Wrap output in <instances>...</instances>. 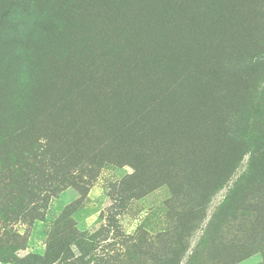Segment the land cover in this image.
Returning <instances> with one entry per match:
<instances>
[{"label": "rangeland", "instance_id": "1", "mask_svg": "<svg viewBox=\"0 0 264 264\" xmlns=\"http://www.w3.org/2000/svg\"><path fill=\"white\" fill-rule=\"evenodd\" d=\"M262 33L264 0H0V264H264V212L216 211L242 207L230 190L264 142L228 180L222 160L200 174L197 93ZM249 88L248 131L264 73ZM214 228L257 246L213 250Z\"/></svg>", "mask_w": 264, "mask_h": 264}, {"label": "trees", "instance_id": "2", "mask_svg": "<svg viewBox=\"0 0 264 264\" xmlns=\"http://www.w3.org/2000/svg\"><path fill=\"white\" fill-rule=\"evenodd\" d=\"M256 40L257 44H263L264 33L258 35ZM249 46L238 50L231 60L227 61L221 58L219 63L208 64V68L197 73L200 80L203 81V86L198 87L197 93L201 90L205 91L206 95H209L208 100H210L204 110L207 111L208 116L205 129L209 133L208 140L215 143L206 142L213 144L215 148L206 152L201 160L203 166L199 167V170H201L200 174H204L207 169L215 164L219 165V161L222 160L221 167L212 173L226 174L221 175L219 181L228 180L227 178L232 174V170L234 171L237 165L242 162L244 155V152H242L243 140L252 142L255 139L256 143L264 142V101L261 102L259 107L260 112L252 118L249 131L246 121L240 118L236 120L237 113L244 107L246 92L251 89L249 83L253 82L255 75L264 73V52L255 51L251 53L253 50L249 49ZM126 75L129 78L131 77L128 73ZM177 107L180 111L184 109L182 103H178ZM217 125L221 126L218 131L215 130ZM232 126L235 128L234 130L231 128ZM71 169L69 168L65 174H72ZM244 174L246 176L238 180L230 190V193H241L243 195L242 207L235 209L229 204L222 207V204L216 211L221 210L223 217L226 216L228 211H242L248 213L249 217L255 213L254 220H256L264 212V152L258 153L256 158L250 156ZM215 218L218 223L223 220L217 218V213L214 212L212 219L215 220ZM215 230L214 228L212 237L214 236L216 239H212L211 243L213 250H224L230 254L252 253L257 246L254 242L255 238H253L254 233L249 234L247 242L244 241L245 243L234 245L233 242L237 241L233 239L224 245L220 242L222 237L219 235V231ZM261 234V242L264 243V227ZM262 249H264V246Z\"/></svg>", "mask_w": 264, "mask_h": 264}]
</instances>
